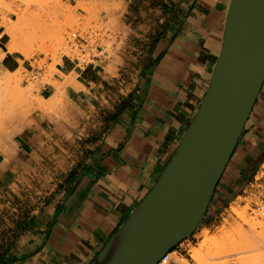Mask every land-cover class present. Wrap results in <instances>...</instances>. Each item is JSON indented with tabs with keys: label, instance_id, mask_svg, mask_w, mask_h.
<instances>
[{
	"label": "crops",
	"instance_id": "obj_1",
	"mask_svg": "<svg viewBox=\"0 0 264 264\" xmlns=\"http://www.w3.org/2000/svg\"><path fill=\"white\" fill-rule=\"evenodd\" d=\"M99 1L52 81L42 83L46 67L30 70L39 102L0 137V264H92L156 184L209 89L231 0ZM3 35L0 69L14 72L27 60ZM262 173L264 84L204 223L257 196Z\"/></svg>",
	"mask_w": 264,
	"mask_h": 264
},
{
	"label": "water",
	"instance_id": "obj_2",
	"mask_svg": "<svg viewBox=\"0 0 264 264\" xmlns=\"http://www.w3.org/2000/svg\"><path fill=\"white\" fill-rule=\"evenodd\" d=\"M264 84V0H231L223 47L209 89L160 178L116 237L111 264H158L206 214Z\"/></svg>",
	"mask_w": 264,
	"mask_h": 264
},
{
	"label": "rangeland",
	"instance_id": "obj_3",
	"mask_svg": "<svg viewBox=\"0 0 264 264\" xmlns=\"http://www.w3.org/2000/svg\"><path fill=\"white\" fill-rule=\"evenodd\" d=\"M100 3L99 0H87L74 6L68 3L67 0H61L60 13L57 18L52 16L53 10L51 9V6L47 4L46 0H0V34L4 32L1 40L5 42L7 49V44L11 37L8 33H5L6 25L18 18L17 13L24 12L29 16L32 14V18L30 16V21H33V19L35 21L38 18L39 19L36 21L48 20L49 31L46 35L48 38L46 44L47 47H50L48 48V50L50 49L49 51L40 50L29 58L25 57L21 52H15L17 55L25 58L27 62H25V65L19 69L17 74L19 84L15 88L16 90L10 91L0 85V100H2L3 103V108L0 111V136L9 135L11 129L15 126L14 124L17 125L24 122L28 114L35 107V104L39 102L37 91L40 86V79L33 78V76H31L33 73H31L30 70L33 68L42 69L46 67L48 72L42 80V83L51 82V76H53L56 71V65L63 55H74V51H79V46L75 41V47L71 43L73 39L71 35L78 30L82 35L89 31V28L92 26L91 21H95L99 18V6H103L100 5ZM80 8L86 12V15H83V13L79 11ZM46 14L49 16H45ZM36 16L37 18H35ZM56 19L57 21H55ZM57 22L67 23L69 25L63 33L62 38L57 37ZM1 75L2 74L0 73V76ZM29 84L34 85L32 88L33 91L26 87ZM22 90V93H25L26 99L24 97L22 99L17 98ZM15 94L17 95L16 98L14 96ZM9 102L11 104H13V102L15 103L13 108L11 106L12 110H10V106L7 107V103ZM4 103H6V105ZM46 107L47 106L43 105L40 108ZM25 109L27 112H25ZM16 117L19 119H16ZM263 176L264 173L259 175L257 180L261 181ZM263 199L264 185H261L257 196L253 198L240 197L239 200L229 203L220 214H217V217H210L209 221L201 226V228H203H200L195 236L185 241L182 246L180 244L176 247V250L183 254L182 256L186 258L189 264H200L192 257V252L196 247L200 246L204 233L208 232V234L210 233L209 236L212 237L213 234V238H216V240L211 241V246L204 250L205 254L202 264H264V225L257 226L254 224L255 220H259L264 224V218L259 214L258 210ZM224 224L225 226L228 225L226 226V228H229L228 230L225 229V226H223L224 228L221 227ZM203 230L205 232H203ZM220 230L222 233H220ZM187 247L190 248L188 249Z\"/></svg>",
	"mask_w": 264,
	"mask_h": 264
},
{
	"label": "bare ground",
	"instance_id": "obj_4",
	"mask_svg": "<svg viewBox=\"0 0 264 264\" xmlns=\"http://www.w3.org/2000/svg\"><path fill=\"white\" fill-rule=\"evenodd\" d=\"M47 1V4L51 6V9L53 10V14L52 16H55L58 18L59 16V13H60V2L61 0H46ZM29 3V2H28ZM29 5V4H27ZM46 5V6H48ZM49 6V7H50ZM47 8V7H46ZM24 11V10H23ZM26 11V10H25ZM48 14V13H47ZM45 15V16H49V15ZM50 14V13H49ZM17 16L18 18L16 20H13L11 21L9 24L6 25V30H5V33H8L10 35V41L8 42L7 44V47H8V51L10 52H21L25 57L29 58L31 57L33 54H35L36 52L38 51H49L48 48L50 47H47V32L49 31V23H48V20L45 19L44 21H36L38 19H36L34 21H30V16L32 18V14L29 16L27 15L25 12L24 13H17ZM35 16V15H34ZM38 16V15H37ZM37 16L35 18H37ZM41 19V18H40ZM44 19V18H43ZM42 19V20H43ZM57 21V19L55 20ZM59 21V19H58ZM67 26H69L67 23H62V22H57V37L58 38H62L63 36V33L65 32V30L67 29ZM82 29V28H81ZM84 29V28H83ZM79 31V30H78ZM84 33V32H83ZM72 36V35H71ZM73 38V37H72ZM73 40V39H72ZM76 43V42H75ZM77 44V43H76ZM85 46V44L83 45ZM86 48V47H85ZM3 51H0V55L3 56ZM59 57V56H58ZM58 59V58H57ZM56 60V59H55ZM58 61V60H57ZM51 67L54 69V67L51 65ZM55 70V69H54ZM53 70V71H54ZM19 72V69H17L16 71L14 72H11V71H3L0 69V73L2 74L0 76V85L1 86H4L5 88L9 89L10 91H13V90H16L15 88L18 86V81H19V78L17 77V74ZM71 77H68L67 79H69ZM72 80V78H71ZM70 80V81H71ZM33 84V83H32ZM60 85V84H59ZM20 86V85H19ZM34 85H28L26 87H28V89H32ZM27 90V88H26ZM33 91V89H32ZM23 90L21 91V94L18 95L17 98H20L22 99L23 97L25 98V93H22ZM15 93V92H14ZM20 93V92H19ZM26 93H29V92H26ZM207 93V92H206ZM16 94L14 95L15 98L17 96ZM27 95V94H26ZM13 96V97H14ZM2 97V95H1ZM28 97V95H27ZM204 98V97H203ZM26 99V98H25ZM14 100V99H13ZM19 100V99H18ZM17 100V101H18ZM12 101V100H11ZM10 101V102H11ZM45 101V100H44ZM7 103V107L10 106V110H12L13 106H14V102L13 104L11 103ZM42 103V102H41ZM39 103V104H41ZM45 103V102H44ZM6 105V103H4ZM12 106V108H11ZM43 105H40L39 107H41ZM201 106V105H200ZM3 108V103H2V100H0V111L2 110ZM31 108V107H30ZM37 108V106H36ZM9 109V108H8ZM24 109V108H23ZM22 109V110H23ZM29 109V108H28ZM26 110V109H25ZM24 110V111H25ZM23 112V111H22ZM27 112V110L25 111ZM24 112V113H25ZM23 113V114H24ZM19 114V113H18ZM17 114V115H18ZM28 114V113H26ZM22 116V115H21ZM24 117V116H23ZM16 119H19L18 117H16ZM22 120V119H21ZM20 120V121H21ZM19 121V120H17ZM15 122V121H13ZM12 122V123H13ZM16 127V124H14ZM11 126V125H10ZM10 128V127H9ZM15 130V128H14ZM186 132V131H185ZM1 137V136H0ZM181 141V140H180ZM176 152V151H175ZM227 169V168H226ZM225 173V172H224ZM222 179V178H221ZM218 186V185H217ZM217 188V187H216ZM215 193H216V190H215ZM214 193V195H215ZM214 197V196H213ZM213 200V198H212ZM212 200L210 202V205L208 207V210L206 212V214L204 215L203 219L201 220L200 224L198 225V227L196 228V230L188 237L186 238L185 240L187 241L189 238L193 237L196 235L197 231L201 228L202 225H205V220L206 218L208 217V212H209V209L211 207V203H212ZM264 202V199L262 200V203ZM260 204V205H263V204ZM260 205L258 207V210H259V214L264 218V216L261 214L260 212ZM223 224V223H222ZM255 225L257 226H263L264 224L259 221V220H255L254 222ZM225 226L222 225L221 227ZM228 226V225H226ZM225 226V229H229V228H226ZM220 227V226H219ZM203 228V227H202ZM201 228V229H202ZM207 228V227H206ZM224 228V227H223ZM231 228V226H230ZM208 229V228H207ZM216 229V228H215ZM219 229V228H218ZM217 229V230H218ZM222 229V228H221ZM225 229H224V232H225ZM206 230V229H205ZM231 230V229H230ZM208 231V230H207ZM211 231V230H210ZM215 231V230H214ZM221 231V230H220ZM203 232H205L203 230ZM217 233V232H216ZM222 233V231L220 232ZM210 234V233H209ZM208 234V232H205L204 233V237H203V240L200 244L199 247H196V249L193 250L192 252V257L200 264L203 263V257H204V254H205V251L206 249H208L210 246H211V241H214L216 240V238H213V234H212V237H210ZM219 234V233H218ZM221 235V234H220ZM185 240H183L182 242H184ZM192 241V240H191ZM122 242H123V237L122 235H119L116 237L115 241L113 242L112 244V247L110 248L109 252H108V255L107 257L101 262V263H96V264H111V262L114 260V257L116 256L118 250L120 249L121 245H122ZM181 242V243H182ZM180 243V244H181ZM189 243V242H188ZM193 243V242H192ZM178 244V246L180 245ZM176 246V247H178ZM176 247H174V249H172L171 251L167 252L161 259L160 261L158 262V264H189L188 261L186 260V258H184L180 253V251L176 250ZM188 248V247H187ZM190 248V247H189ZM188 248V249H189ZM189 251V250H188Z\"/></svg>",
	"mask_w": 264,
	"mask_h": 264
},
{
	"label": "built area",
	"instance_id": "obj_5",
	"mask_svg": "<svg viewBox=\"0 0 264 264\" xmlns=\"http://www.w3.org/2000/svg\"><path fill=\"white\" fill-rule=\"evenodd\" d=\"M88 33V32H87ZM87 33L82 35V33L80 31H75L72 34L73 40L71 41V43L73 44V46L75 47V43L74 41L77 43L78 46H80V44L86 40L87 38ZM263 205H260V212L261 214L264 216V202L262 203Z\"/></svg>",
	"mask_w": 264,
	"mask_h": 264
}]
</instances>
